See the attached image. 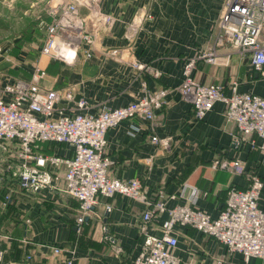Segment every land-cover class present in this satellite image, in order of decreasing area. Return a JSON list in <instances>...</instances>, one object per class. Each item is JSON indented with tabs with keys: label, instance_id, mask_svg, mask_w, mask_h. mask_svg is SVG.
<instances>
[{
	"label": "crops",
	"instance_id": "1",
	"mask_svg": "<svg viewBox=\"0 0 264 264\" xmlns=\"http://www.w3.org/2000/svg\"><path fill=\"white\" fill-rule=\"evenodd\" d=\"M46 1L48 7H56L61 0ZM225 1L102 0V10L112 15L115 23L96 32L91 57L79 53L75 60L63 64L51 60L40 55L43 36L35 50L24 44L16 51L7 67L10 75L0 70V83L9 77L29 79L38 64L46 72L42 85L56 90L73 86L75 97L86 98L92 113L103 106L116 108L127 104L139 94L142 83L152 90H167L166 104L155 122L134 118L107 130L110 175L141 180L150 204L160 194L173 195L166 202L167 208L191 202L216 217L230 186L246 188L252 173L264 180L262 152L249 141L234 145L237 129L235 123L225 118V104L215 102L212 110L197 120L191 104L176 90L184 62L199 50L215 46L219 64L198 61L196 79L221 85L226 94L232 82H236L239 91L264 97V76L252 69L249 57L240 58L228 44L216 45L217 24ZM80 11L87 13L83 6ZM144 13L150 14V19L143 21L134 37L126 39L128 24ZM113 50L115 54H111ZM133 62L146 63L150 70L142 71ZM58 106L67 114L75 110L73 101L62 99ZM153 134L169 136L170 150L164 151L153 143ZM250 138L258 144L255 135ZM33 151L60 157L72 154L64 143L41 142ZM8 155L0 154V167L9 161L10 166L4 169L14 170L15 158ZM234 159L244 165L241 174L211 168L214 160ZM0 175L2 264H26L27 255L32 264H64L71 256L72 264H133L143 238L142 214L147 204L121 195L99 196L83 223L77 225L79 202L61 191V182L33 191L24 189L13 172L14 178L8 176V170ZM185 183L197 188L194 201L189 200V189L182 191ZM258 205L264 209V188ZM167 218V212H162L150 220L146 224L148 233L160 235ZM174 235V254L179 264H243L241 254L228 252L222 243L189 225H175ZM51 246L72 250L73 254L56 255ZM249 264H264V258H251Z\"/></svg>",
	"mask_w": 264,
	"mask_h": 264
},
{
	"label": "built area",
	"instance_id": "2",
	"mask_svg": "<svg viewBox=\"0 0 264 264\" xmlns=\"http://www.w3.org/2000/svg\"><path fill=\"white\" fill-rule=\"evenodd\" d=\"M101 4L102 0H61L56 7H50L40 55L65 63L75 60L79 53L91 57L96 32L109 29L115 23V18L105 13ZM82 6L87 9L85 15L81 14ZM150 17L144 13L128 24L124 37H134L143 21ZM217 26L216 45L228 44L240 58L248 56L252 69L264 76V0H226ZM4 53L5 48L0 47V59L5 58ZM115 53L116 50L111 52ZM198 61L219 64L215 46L199 50L183 64L176 90L191 104L193 117L201 120L215 102H223L226 120L235 123L237 129L234 145L249 141L264 156V97L239 91L236 82L230 85L229 94L221 85L199 82L195 77ZM133 65L142 71L150 70L146 63L133 62ZM45 77V69L37 64L29 79L9 77L5 79L8 81L0 83V154L15 158L13 173L24 189L38 191L61 182V191L79 202L77 225L83 223L99 196L121 195L147 204L142 214L143 238L133 264H179L174 254L177 245L174 226L177 224L189 225L222 243L228 252L241 254L243 264H249L251 258H264V209L258 205L264 180L258 174H249L246 188L229 187L216 217L191 202L167 208L166 202L174 198L173 195L160 194L150 204L141 180L110 175L112 161L106 153L107 130L134 118L155 122L166 104L167 90H152L142 83L139 94L127 104L116 108L103 106L92 113L86 98L75 97L73 86L59 90L46 88L42 85ZM62 99L73 101L76 111L65 113V109L58 106ZM252 135L259 139L258 144L250 138ZM150 140L162 150H170L172 140L169 136L153 134ZM41 142L64 143L71 148L72 154L60 157L34 152ZM211 168L231 174L244 171L239 159L214 160ZM185 189L191 191L189 200L194 201L197 188L185 183L182 191ZM162 212H167L168 218L161 234L148 233L146 224ZM50 249L56 255L73 254L72 250L60 246ZM3 255L0 235V264ZM71 257L64 264H72ZM31 259L27 255L26 264H32Z\"/></svg>",
	"mask_w": 264,
	"mask_h": 264
},
{
	"label": "rangeland",
	"instance_id": "3",
	"mask_svg": "<svg viewBox=\"0 0 264 264\" xmlns=\"http://www.w3.org/2000/svg\"><path fill=\"white\" fill-rule=\"evenodd\" d=\"M48 5L46 0H0V47L5 48L4 55L7 58L2 56L0 62V70L2 69L4 74L10 75L7 67L12 62V56L16 54L18 43L24 40L32 50L36 49L40 42L35 30L36 22L47 14L50 8ZM55 61L63 64L61 60ZM8 162L0 167V173L6 174L8 170V176L14 178L12 172L15 171L16 165L13 167L14 170H6L4 167L10 166Z\"/></svg>",
	"mask_w": 264,
	"mask_h": 264
},
{
	"label": "trees",
	"instance_id": "4",
	"mask_svg": "<svg viewBox=\"0 0 264 264\" xmlns=\"http://www.w3.org/2000/svg\"><path fill=\"white\" fill-rule=\"evenodd\" d=\"M50 20V18H49V16H48V14L47 15H45L43 18H41V19H39L37 22H36V28H35V30H36V33H37V36L40 38V37H42L43 38V36H44V28H45V23H47L48 21ZM41 22H43V24L41 25ZM24 42V43H23ZM23 42H21V43H18L17 45H16V51H18L19 49H21L22 48V46L25 44V41L23 40ZM51 60H56V59H51ZM49 144L51 145V144H54L53 142H49ZM7 201V200H6ZM6 201H5V203H6Z\"/></svg>",
	"mask_w": 264,
	"mask_h": 264
}]
</instances>
